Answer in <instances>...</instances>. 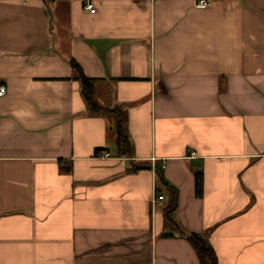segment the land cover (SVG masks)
Wrapping results in <instances>:
<instances>
[{"label": "crops", "instance_id": "crops-1", "mask_svg": "<svg viewBox=\"0 0 264 264\" xmlns=\"http://www.w3.org/2000/svg\"><path fill=\"white\" fill-rule=\"evenodd\" d=\"M86 2L0 0V264H264V0Z\"/></svg>", "mask_w": 264, "mask_h": 264}, {"label": "trees", "instance_id": "trees-1", "mask_svg": "<svg viewBox=\"0 0 264 264\" xmlns=\"http://www.w3.org/2000/svg\"><path fill=\"white\" fill-rule=\"evenodd\" d=\"M83 82V93L88 102L90 109L95 113H114L117 116V146L118 153L122 156H130L132 154V143L127 132V116L123 109L120 107H109L100 104L94 98V88L92 79L87 77L82 73ZM147 167L146 164H135L133 170H138L140 168ZM150 167V164H149ZM203 172L196 173V193L198 195L203 194ZM177 203V196L174 193L172 201L168 205L166 210V217L171 225L176 226V222L172 219L171 213L175 209ZM166 234V233H165ZM185 236L190 240L192 245L200 259V264H219L216 252L213 246L210 244L208 239L197 233L189 232L185 233Z\"/></svg>", "mask_w": 264, "mask_h": 264}, {"label": "built area", "instance_id": "built-area-1", "mask_svg": "<svg viewBox=\"0 0 264 264\" xmlns=\"http://www.w3.org/2000/svg\"><path fill=\"white\" fill-rule=\"evenodd\" d=\"M199 7H206L209 5V0H197V3H196ZM85 7L89 10H91L92 12H94L96 9L95 7L93 6V3L91 2V0H87V2L85 3ZM6 93V86L4 84H0V96L4 95ZM100 154L105 156V157H108L110 156V153L109 152H106V151H100ZM191 155H195V152L193 151L191 153ZM162 167H165V163L163 162L162 163ZM150 168L152 169L153 172H156V164H155V158H152L151 159V163H150ZM164 197V195L162 194H158L156 196V199H162Z\"/></svg>", "mask_w": 264, "mask_h": 264}]
</instances>
